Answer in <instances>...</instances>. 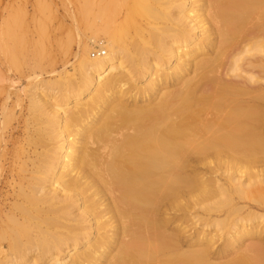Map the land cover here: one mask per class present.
I'll list each match as a JSON object with an SVG mask.
<instances>
[{
	"label": "bare ground",
	"instance_id": "obj_1",
	"mask_svg": "<svg viewBox=\"0 0 264 264\" xmlns=\"http://www.w3.org/2000/svg\"><path fill=\"white\" fill-rule=\"evenodd\" d=\"M77 22V80L33 76L25 120L0 100V264H264L240 218L264 167V0H77Z\"/></svg>",
	"mask_w": 264,
	"mask_h": 264
},
{
	"label": "rangeland",
	"instance_id": "obj_2",
	"mask_svg": "<svg viewBox=\"0 0 264 264\" xmlns=\"http://www.w3.org/2000/svg\"><path fill=\"white\" fill-rule=\"evenodd\" d=\"M92 35V30L87 26H80L77 22V0H0L1 103L4 97L9 95L10 107L13 106L17 97L18 100L21 99V119L25 120L29 105L28 94L40 80L31 78L40 75L50 82L64 74L67 77L60 83H73L78 78L77 60L74 58L78 53V46L85 41V37L89 38ZM53 73L56 74L53 76ZM51 87L48 86L45 89L49 95L52 89L59 88L58 85ZM71 106L72 104H69L65 107ZM1 112L0 105V121L2 120ZM224 171L192 173L205 178L216 177L220 184H224L225 178L229 175L238 174V172ZM251 182L255 184L252 187L254 199L246 203L248 206L240 216L243 218L241 222L264 228V167L254 172ZM7 191L4 190V194ZM192 212L194 217L195 212ZM249 212L253 214L247 216ZM257 215L263 218L257 220ZM189 229L191 234L202 230L208 233L213 231V228L206 226L205 221L199 222L198 218L190 222ZM254 241L256 243L257 239L254 238ZM254 241H248L246 245ZM220 244L221 242L218 245Z\"/></svg>",
	"mask_w": 264,
	"mask_h": 264
},
{
	"label": "built area",
	"instance_id": "obj_3",
	"mask_svg": "<svg viewBox=\"0 0 264 264\" xmlns=\"http://www.w3.org/2000/svg\"><path fill=\"white\" fill-rule=\"evenodd\" d=\"M105 55V51H102V52H98V53H93V57L97 56H104Z\"/></svg>",
	"mask_w": 264,
	"mask_h": 264
}]
</instances>
